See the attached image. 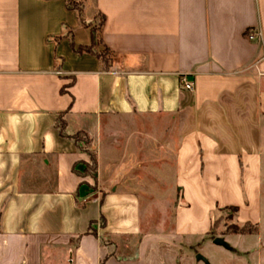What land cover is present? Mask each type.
<instances>
[{
  "label": "crops",
  "instance_id": "crops-1",
  "mask_svg": "<svg viewBox=\"0 0 264 264\" xmlns=\"http://www.w3.org/2000/svg\"><path fill=\"white\" fill-rule=\"evenodd\" d=\"M85 13L105 15L108 68L73 51L66 29L90 34L66 0H0V264H178L226 207L263 225L264 0H86ZM62 112L92 138L96 180ZM168 167L172 209L147 225L154 203L131 185Z\"/></svg>",
  "mask_w": 264,
  "mask_h": 264
},
{
  "label": "rangeland",
  "instance_id": "rangeland-1",
  "mask_svg": "<svg viewBox=\"0 0 264 264\" xmlns=\"http://www.w3.org/2000/svg\"><path fill=\"white\" fill-rule=\"evenodd\" d=\"M86 15V13H85ZM96 22H99L100 15L94 16ZM85 149L86 144L81 143ZM165 179L163 183L155 182L153 179L148 178L149 183H135L131 185L130 189H134L135 193L140 198L142 208L146 210L151 206L152 215H147V225L152 224H165L168 220L167 211L172 209V201L174 198V188L170 178L171 169L165 168ZM143 186L146 190L151 188L155 192L152 196L146 194L142 190ZM148 211V209H147ZM171 211V210H170ZM219 220L216 222L213 230L204 241L194 245L193 247H181L178 264H206L205 260L197 259V255H202L206 260L210 259L211 264H264V223L263 225H250L246 227L247 233L231 232V229L236 227V213L231 209H225L217 214ZM106 224V223H105ZM95 231H102L106 226L103 225L101 219L90 224ZM240 228L242 227L239 224ZM236 235V236H235ZM222 238L228 240L233 246V250L227 249L225 246L214 243V238ZM233 243H232V242ZM103 243L109 245L110 242L103 238ZM73 246L69 250L72 252ZM51 255H64V252L50 251ZM58 253V254H57ZM48 254V253H47ZM70 254V253H69ZM203 260V261H198Z\"/></svg>",
  "mask_w": 264,
  "mask_h": 264
},
{
  "label": "trees",
  "instance_id": "trees-1",
  "mask_svg": "<svg viewBox=\"0 0 264 264\" xmlns=\"http://www.w3.org/2000/svg\"><path fill=\"white\" fill-rule=\"evenodd\" d=\"M66 6L68 9L76 11L79 19L83 23L84 27L88 29L89 34H90L89 43H85V44L77 43L75 40L74 33L66 27L67 29L64 35L69 38L73 51L76 53L92 54L100 58L103 61L104 66L108 68L114 60L115 53L108 46H106L102 41V30L105 24V15L102 13L99 14L100 18H99L98 23L96 22V18L88 19L85 15L86 0H66ZM64 89L65 88H62V91ZM66 124L67 123L65 119V112H62L57 117L55 125L58 128L61 136L73 138L76 144H78L81 147H82L81 145L82 142L86 144L85 150L88 152L90 156V160L82 162L85 168L80 174L83 176H91L94 180H96L98 159H97V153L91 149L92 138L85 131H82V130L77 131L73 135H69L66 131ZM225 209H231L233 210L234 213H237L238 211V208L235 206L226 207ZM101 220L103 222V225L105 226V218L103 215L101 216ZM218 220L219 218L217 217L216 220L214 221V226ZM236 224H237L236 227L234 229H231V232L247 233L248 231L246 230V227L253 225V224H244V225H241L242 227L240 228L239 224L238 223ZM87 232L93 233V234L96 233V231L92 228L91 225L89 226Z\"/></svg>",
  "mask_w": 264,
  "mask_h": 264
},
{
  "label": "built area",
  "instance_id": "built-area-1",
  "mask_svg": "<svg viewBox=\"0 0 264 264\" xmlns=\"http://www.w3.org/2000/svg\"><path fill=\"white\" fill-rule=\"evenodd\" d=\"M181 84H182L184 89L191 90V91L195 87L194 79L192 77H190V75H182ZM95 200H97V199H95Z\"/></svg>",
  "mask_w": 264,
  "mask_h": 264
},
{
  "label": "water",
  "instance_id": "water-1",
  "mask_svg": "<svg viewBox=\"0 0 264 264\" xmlns=\"http://www.w3.org/2000/svg\"><path fill=\"white\" fill-rule=\"evenodd\" d=\"M214 243L218 244V245L225 246L226 248H230L229 243L226 240L222 239V238H218V237L214 238ZM197 258L198 259H203V260L206 261V259L200 254L197 255Z\"/></svg>",
  "mask_w": 264,
  "mask_h": 264
}]
</instances>
